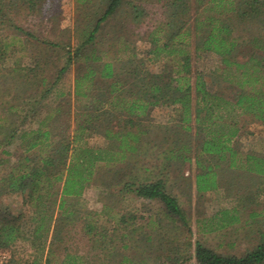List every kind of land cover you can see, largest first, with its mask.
I'll use <instances>...</instances> for the list:
<instances>
[{
	"label": "trees",
	"instance_id": "trees-1",
	"mask_svg": "<svg viewBox=\"0 0 264 264\" xmlns=\"http://www.w3.org/2000/svg\"><path fill=\"white\" fill-rule=\"evenodd\" d=\"M50 2L0 0V25L5 16L2 6L8 16L14 15L12 23H8L14 27L11 40L0 33V65L6 63L8 52H12L9 49H15L20 40L17 37L24 32L17 25L18 16L42 14L50 18ZM77 2L84 9L83 23L77 22L74 30L77 39H42L45 46L64 52V64L53 63L48 57L42 60L40 56L27 66L15 64L7 70L0 67V193H20L24 202L39 211L41 203L51 196L50 189L58 183L59 207L63 208L66 197L80 195L103 162L107 172L103 185L122 182L124 191L162 202L167 216L176 217L190 229L179 197L168 188V176L173 167L181 170L190 162L192 153L199 192L221 188L217 168L225 162L228 168L244 169L264 181V148L241 157L235 145L245 125H240L241 116L249 114L255 122L264 121V0ZM141 26L147 33L133 29ZM135 38L150 43L146 53L136 47ZM243 44L249 45V50L246 59L239 60L237 49ZM192 47L197 55L214 52L220 57V65L209 72L197 70L193 74ZM153 63H159V68L153 70ZM72 65L76 66L71 98L76 105V127L71 140L66 132L69 125L59 126L61 117L69 118L70 113L69 106L63 109L67 105L65 93L61 92L57 103H49ZM213 75L236 86L238 92L229 98L216 90ZM162 106H171L174 115L162 125L165 135L155 145H165V149L156 155L159 165L153 171L141 165L138 158L151 146L155 124L149 116ZM36 123L38 127H34ZM92 133L102 135L105 143L73 146L75 139L81 141ZM16 144L19 152L10 150ZM120 161H127V165L116 166ZM225 189L229 195L232 193L229 187ZM52 194L57 195L56 191ZM248 197L255 198L256 191H250ZM229 210L233 212L229 220H238L242 210L237 205L222 210V219H228ZM261 215L263 212L256 210L249 214L252 218ZM45 216L49 218L45 230L43 223L30 229L24 212L14 213L0 206V249L24 242L43 254L53 214L45 211ZM55 227L56 224L51 242L62 240L60 229ZM261 234L262 240L240 256L218 253L197 241V264H264V231ZM43 262L50 264L49 254ZM9 264H42V256L23 262L12 255ZM62 264L81 263L74 258L63 259Z\"/></svg>",
	"mask_w": 264,
	"mask_h": 264
},
{
	"label": "rangeland",
	"instance_id": "rangeland-1",
	"mask_svg": "<svg viewBox=\"0 0 264 264\" xmlns=\"http://www.w3.org/2000/svg\"><path fill=\"white\" fill-rule=\"evenodd\" d=\"M50 1L53 6V15L50 18L42 14L24 15L21 13L18 16L20 20L17 25L23 27L24 32L20 33V38L17 37L16 40H20L16 43L15 49H9L12 52H8L10 56L0 67L7 70L15 64L27 66L33 63L35 57L40 56L42 60L49 58L53 63L64 64L66 60L65 56H62L64 52L58 48L45 46L42 39L66 42L71 38L75 41L77 37L74 30L77 22L79 24L83 21L81 11L84 9L77 0ZM1 11L5 16L2 18L0 33L8 35L10 41L14 27H10L8 23H12L14 15L8 16L4 6ZM133 29L141 34L147 33L142 26ZM27 32L34 36L28 35ZM134 43L144 53L150 47L147 40L135 38ZM248 50L249 45L239 46L238 59H246ZM262 53L264 55V51ZM147 55L150 54L147 53ZM191 55L193 74L197 70L209 72L220 65V57L214 52L208 51L197 55L192 47ZM121 64L122 62L117 66ZM150 67L156 70L159 68V63H153ZM75 71V65L68 67L50 97L51 103H49L54 104L58 101L61 92L65 93L64 103L67 105L63 106V109L69 106L70 119L65 116L61 117L59 126L62 128L69 125L66 132L71 140L76 127L73 112L76 105L71 99ZM213 76L216 90L225 92L229 98L238 92L236 86L221 82L218 76ZM172 115H174V110L171 106H162L154 109L149 116L150 121L155 124L151 135V146L141 152L138 159L141 165L145 164L153 171H156L159 165V161L155 159L156 155L165 149V145L163 147L159 145V147L155 144H160V139L165 135L162 125L168 123ZM240 119V122L242 121L240 125H245L236 136L235 145L239 150V155L244 157L248 151H260L264 148V122L253 121L249 114L241 116ZM38 125L36 123L34 127ZM104 143L105 138L94 133L86 135L81 141L75 139L72 142L73 146L78 144L100 146ZM19 149V144L10 148L14 152ZM13 159L15 160L16 156ZM102 165L105 164L99 163L95 176L93 175L91 181L85 185L80 195L66 197L63 208L59 207L58 183L50 189L51 196L41 203L39 211L31 203L24 202V197L20 193H0V206L14 213L24 212L26 214L25 224L30 229H33L35 224L43 223L42 229L45 230L49 218L48 216L43 217V214L45 211L53 214L48 236L49 242L43 254L35 251L29 244L20 242L16 246L0 249V264H9L12 255L23 262H31L35 256H42V264H46L43 260L47 254L51 259L50 264H62L63 259L73 261L74 258L81 264H197L195 258L197 241L218 253L240 256L262 240L264 181L260 179L258 181V177L253 173H248L244 169L228 168L225 162L217 168L221 188L199 192L195 183L196 163L193 153L192 160L183 164L181 170L178 166L173 167L168 176V188L179 197L180 205L188 218L190 231L189 228L184 227L181 220L167 216L162 202L140 197L133 191H124L122 182L121 185H116V183L112 186L103 185L107 172L105 166ZM124 165H127V161L116 162V166ZM181 172L184 173L185 178L180 176ZM225 187L232 190L230 195L226 193ZM55 191L57 195L52 194ZM238 191L240 193L235 197ZM250 191H256L255 198L248 197ZM236 205L242 210L239 212V219L229 220L233 214L230 210L227 213L228 219H222V210L232 209ZM254 210L262 211L263 215L252 218L249 214ZM123 213H127L124 218H122ZM33 215L36 217L35 220L31 219ZM222 223L224 226L219 227ZM55 224V229H60L62 240L51 242L50 238L55 234ZM49 249L52 251L48 252Z\"/></svg>",
	"mask_w": 264,
	"mask_h": 264
},
{
	"label": "crops",
	"instance_id": "crops-1",
	"mask_svg": "<svg viewBox=\"0 0 264 264\" xmlns=\"http://www.w3.org/2000/svg\"><path fill=\"white\" fill-rule=\"evenodd\" d=\"M257 122L259 123V122H264V121H257Z\"/></svg>",
	"mask_w": 264,
	"mask_h": 264
}]
</instances>
